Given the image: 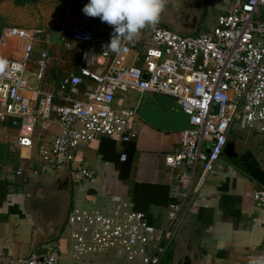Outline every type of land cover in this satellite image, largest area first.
<instances>
[{"label":"built area","instance_id":"2783aa9c","mask_svg":"<svg viewBox=\"0 0 264 264\" xmlns=\"http://www.w3.org/2000/svg\"><path fill=\"white\" fill-rule=\"evenodd\" d=\"M75 3L81 10L87 0ZM163 13L164 4L158 22L140 29L132 40H122L118 52L107 46L112 26L99 17H90L95 28L73 23L70 39L87 47L79 50L77 73L58 84L61 92L66 91L63 103L55 101L53 92L27 82V64L41 32L12 25L0 34V45L6 41L16 45L15 54L0 53V122L10 119L17 129L16 145L33 149L40 164L51 170L67 168L76 148L95 136L121 142L135 138L129 128L135 106H116V97L129 92L139 97L145 93L170 97L191 126L178 131V145L165 156L166 167L176 171L165 227H155L134 202L118 196L110 197L106 211L73 206L64 221L73 259L116 250L139 264H160L206 176L222 155L234 123L264 134V0L241 1L219 15L211 31L195 36L167 27ZM61 41L64 49H70L64 37ZM49 60L46 50L38 52L33 73L37 80L42 79ZM78 95L81 97L76 98ZM52 120L59 133L36 139L35 127ZM119 159L125 161L126 154H120ZM198 165L201 170L195 179ZM69 176L74 183L95 180L94 172L84 166L72 167ZM251 198L264 211V188L255 189ZM4 258L0 251V264L59 263V254L51 245L41 252Z\"/></svg>","mask_w":264,"mask_h":264},{"label":"crops","instance_id":"0c3cea01","mask_svg":"<svg viewBox=\"0 0 264 264\" xmlns=\"http://www.w3.org/2000/svg\"><path fill=\"white\" fill-rule=\"evenodd\" d=\"M226 1V10L219 15L226 14L243 0ZM74 3L75 0L70 7ZM65 15L63 19L53 17L35 28L41 32V40L35 47L46 50L50 60L42 79L35 78L38 83L34 87L53 92L58 103H63L62 97L66 95V91L58 89V84L67 75L77 73L79 50L87 47L86 43L70 39V26L84 23L96 27L89 16L77 10ZM15 22L11 24L34 29L26 25L24 18ZM61 37L71 45L70 49L63 48ZM14 43L6 41L0 45V53L15 54ZM37 55L38 51L34 50L27 64V72L32 76L36 70L34 60ZM127 95L120 99L117 96L116 106L131 107L137 102L138 95L135 101L127 99ZM80 97L78 95L76 98ZM129 128L136 136L128 142L95 136L87 143L80 144L71 164L56 172L55 179L61 174H69L74 166L87 167L94 172L95 180L92 183H74L71 180L69 209L80 206L106 211L110 207V197L118 196L134 202L135 208L143 211L147 221L155 227H165L169 189L176 174L175 170L166 167L165 156L178 145L179 132L152 127L137 115L129 120ZM58 133L54 120L38 124L34 130L36 139H48ZM16 136L17 129L11 125L10 119L0 122V251L4 254V261L43 248L36 232L40 225L35 223L28 208L34 204L44 206L57 195L53 187L55 179L44 184V173L35 164L34 150L19 148L15 142ZM252 151L256 154L257 149ZM122 153L126 154L125 161L119 159ZM261 158L264 160V157ZM16 171L20 174L16 175ZM40 187L45 189L42 199L37 196ZM50 187L48 195L46 192ZM258 187L230 159L226 164H217L185 213L172 242V261L175 256V264H182L186 258L188 264H249L250 258L264 254V211L251 198ZM24 246L32 247V250L20 254Z\"/></svg>","mask_w":264,"mask_h":264},{"label":"rangeland","instance_id":"374dc122","mask_svg":"<svg viewBox=\"0 0 264 264\" xmlns=\"http://www.w3.org/2000/svg\"><path fill=\"white\" fill-rule=\"evenodd\" d=\"M73 0H38L37 3L27 5V6H15L12 4V0H1L0 1V26L3 28L13 25L12 23H16L15 20L20 18H24L27 20V26L33 27L34 29L43 22H49L53 17L59 16L60 19H63L65 13L67 12L69 15L72 14L75 10L78 13L83 14L76 3L70 7V4ZM164 4V10H167V15L169 17V21L171 25L169 26L171 29L177 31L179 34L185 36H195L203 32L211 31L215 25L217 16L227 8L226 0H162ZM187 17V23L184 19ZM65 18V17H64ZM162 19L166 22L167 16L165 14L162 16ZM191 25V26H190ZM186 26V27H184ZM184 27V28H183ZM2 28V29H3ZM186 28V29H185ZM27 82H29V86L34 87L37 85L38 81L34 76L28 74L26 72ZM120 95L124 94L118 92ZM127 94H125L126 96ZM137 93L133 92L127 95V99L130 101L136 100ZM120 99V97H119ZM243 135L239 137V134ZM229 138L232 139L236 145L237 149L248 148L251 150L261 149V152L264 157V134L254 133L251 131H246L239 122H235L233 128L230 132ZM35 164L38 167L40 172L44 173V184L51 183L55 179V173L58 171L51 170L44 165H41L40 162L35 159ZM229 162V159L226 158L223 154L219 157L216 162L215 168L217 164H226ZM200 166L198 165L196 170L195 179L198 177L200 173ZM213 170V171H214ZM213 173V172H211ZM206 176L205 182L203 186L208 182V179L211 175ZM201 191V189H200ZM51 192V187L47 189L46 194L49 195ZM197 197V196H195ZM195 199V198H194ZM28 208V207H27ZM47 207L44 205H32L28 208L30 215L34 219L37 225H40L45 217V209ZM184 219V217H183ZM183 219L181 225L183 223ZM181 227V226H180ZM30 231L32 230L29 228ZM180 229V228H179ZM179 231V230H178ZM68 229L66 226H63L59 235L52 240H49L45 243H42L43 248L45 245H51L55 248L57 253L59 254V263L58 264H139L135 260H127L122 254H118L116 250H109L104 253H90L80 255L78 258L73 259L70 257V246L71 242L68 235ZM178 233V232H177ZM176 233V235H177ZM39 247V246H37ZM42 248V249H43ZM174 245L171 243L164 255V260L167 256L174 254ZM23 251L20 254L26 253V251L32 250V247L22 248ZM29 249V250H28ZM42 249L35 251L41 252ZM27 252V253H28ZM22 257V255H20ZM26 256V255H25ZM177 260V259H176ZM172 264H175V256Z\"/></svg>","mask_w":264,"mask_h":264},{"label":"water","instance_id":"95a60500","mask_svg":"<svg viewBox=\"0 0 264 264\" xmlns=\"http://www.w3.org/2000/svg\"><path fill=\"white\" fill-rule=\"evenodd\" d=\"M164 14L167 16V19L166 22L163 19V23L167 27L172 26L167 15V10H164L163 15ZM184 20L186 21L184 24L189 21L187 17ZM34 50L39 52L43 49L34 47ZM143 77H145V75ZM134 106L135 113L141 120L160 130L181 131L191 127L188 123L187 115L180 110L179 105L170 97L160 94L145 93L138 97ZM126 133L127 131H125L123 135ZM239 137H241V135H239ZM222 154L230 160H238L241 169L247 173L249 178L257 183L259 187L264 188V160L261 158L263 157L261 149H258V153L256 152V154L248 148L240 147V149H237L236 143L229 138ZM53 187L56 190L57 199H50V201L44 204L47 207L44 213L45 217L41 223V228L38 227L36 230L40 237V243L55 239L59 235L70 205L71 179L69 174L65 173L59 175L55 179ZM44 192V188H38L37 196L42 199ZM182 264H188L187 258Z\"/></svg>","mask_w":264,"mask_h":264},{"label":"clouds","instance_id":"9594fccd","mask_svg":"<svg viewBox=\"0 0 264 264\" xmlns=\"http://www.w3.org/2000/svg\"><path fill=\"white\" fill-rule=\"evenodd\" d=\"M162 8V0H87L81 11L112 26L107 46L118 52L122 40L130 41L146 25H155ZM249 264H264V254L250 258Z\"/></svg>","mask_w":264,"mask_h":264},{"label":"trees","instance_id":"16d2710c","mask_svg":"<svg viewBox=\"0 0 264 264\" xmlns=\"http://www.w3.org/2000/svg\"><path fill=\"white\" fill-rule=\"evenodd\" d=\"M1 1V0H0ZM38 0H12V4L15 6H25V5H31L37 3ZM3 26H0V32L2 30ZM126 160V159H125ZM233 164L236 166H240V163L238 160L232 159L231 160ZM167 251V250H166ZM166 253V252H165ZM165 255V254H164ZM164 255L161 259L160 264H172V255H169L164 260Z\"/></svg>","mask_w":264,"mask_h":264},{"label":"flooded vegetation","instance_id":"af4514ba","mask_svg":"<svg viewBox=\"0 0 264 264\" xmlns=\"http://www.w3.org/2000/svg\"><path fill=\"white\" fill-rule=\"evenodd\" d=\"M63 226H64V224H63Z\"/></svg>","mask_w":264,"mask_h":264}]
</instances>
